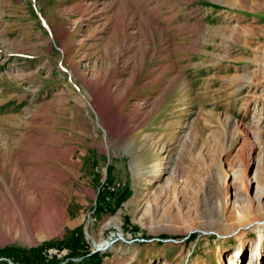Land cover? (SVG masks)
<instances>
[{
	"label": "rangeland",
	"instance_id": "rangeland-1",
	"mask_svg": "<svg viewBox=\"0 0 264 264\" xmlns=\"http://www.w3.org/2000/svg\"><path fill=\"white\" fill-rule=\"evenodd\" d=\"M0 264H264V0H0Z\"/></svg>",
	"mask_w": 264,
	"mask_h": 264
},
{
	"label": "bare ground",
	"instance_id": "bare-ground-1",
	"mask_svg": "<svg viewBox=\"0 0 264 264\" xmlns=\"http://www.w3.org/2000/svg\"><path fill=\"white\" fill-rule=\"evenodd\" d=\"M119 231H120V234L121 235H119L116 239L117 240L118 239L126 240L125 237H124V235H123V233H122V231L121 230H119ZM112 241H111V243H112ZM111 243L108 242L107 240H104V241H100L99 243H97L96 246L97 247H100V248H106L107 247V249L109 248V250H110V249H113V247H114V245H110Z\"/></svg>",
	"mask_w": 264,
	"mask_h": 264
},
{
	"label": "water",
	"instance_id": "water-1",
	"mask_svg": "<svg viewBox=\"0 0 264 264\" xmlns=\"http://www.w3.org/2000/svg\"><path fill=\"white\" fill-rule=\"evenodd\" d=\"M97 248H100V247H97Z\"/></svg>",
	"mask_w": 264,
	"mask_h": 264
}]
</instances>
